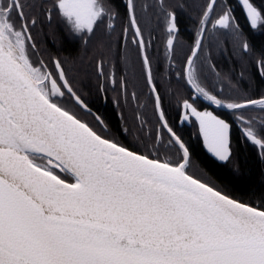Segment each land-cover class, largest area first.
<instances>
[{"label": "snow or ice", "instance_id": "6c2138e0", "mask_svg": "<svg viewBox=\"0 0 264 264\" xmlns=\"http://www.w3.org/2000/svg\"><path fill=\"white\" fill-rule=\"evenodd\" d=\"M240 2L250 26H264V11L250 0ZM36 7L44 5L0 0V264H264V204L234 199L191 175L188 149L171 128L168 132L183 150L177 161L105 138L58 102L64 91L31 58L36 48L31 29L37 20L25 9ZM161 7L168 23L167 48L173 49L177 12L162 0ZM220 7L218 0H208L184 75L212 104L239 113L245 139L264 149V115L259 129L257 118L246 115L257 105L264 113V96L238 93V98L225 99L200 85L193 57L208 25L235 39L242 35L232 10L225 3L217 14ZM53 10L81 38L118 15L109 0H52L49 20ZM126 13L132 43L141 49L159 100L132 0ZM241 47L250 51L246 40ZM53 63L67 86L61 62ZM257 63L264 76V59ZM97 69L103 75L102 61ZM67 90L87 107L70 86ZM184 106L199 120L210 150L228 161L230 124L188 101Z\"/></svg>", "mask_w": 264, "mask_h": 264}, {"label": "flooded vegetation", "instance_id": "af4514ba", "mask_svg": "<svg viewBox=\"0 0 264 264\" xmlns=\"http://www.w3.org/2000/svg\"><path fill=\"white\" fill-rule=\"evenodd\" d=\"M27 2L44 5L43 8L25 9L27 15L37 20V24L31 29L36 44L31 56L35 66L51 73L57 85L64 91L63 97H56L59 103L62 105L77 104L74 96L63 84L59 70L53 63L57 59L61 62L65 79L71 89L89 107L90 111H86L88 124L98 134L128 148L138 147L140 144L145 148V143L148 141H154L156 148H161L158 146L159 143H169L170 140L175 142L174 137L168 132V128H171L184 146H187L188 162H191L193 157L189 145L196 141L210 158L218 163H226L227 161H221L210 153L200 133L198 122L193 118L190 109L184 106L185 101H188L197 110L212 112L230 124L231 157L238 147L237 136L243 145L245 143L246 146L255 148L260 158L263 159L264 149L245 139L244 125L237 119L239 114L227 108L217 107L199 95L194 85L189 83L184 75L186 60L191 56L200 32V20L193 31V27L187 24L192 20L190 17L184 16V20L181 21L177 16L179 31L173 49H168L166 15H160L157 10L158 4L161 5V0H132L146 41L144 51L151 61L152 83L156 85V91L159 94V100H157L148 81L141 49L137 44L132 43V29L126 13L129 0H109L111 7L118 13L117 17L111 21L105 19L104 24L95 34L83 38L70 33L62 17L55 10L52 11L51 20L47 18L46 12L51 7L52 0H27ZM250 2L253 3V0ZM218 3L221 7L216 10L217 14L222 12L223 5L226 3L232 10L242 35L240 39H235L231 33L213 29L209 24L197 55L204 56L213 53L221 55L223 57L221 61L233 62L236 55L244 52L241 47L242 42L246 40L251 51L253 37L260 33L254 31L257 28L253 29L250 26L239 0H218ZM253 4L255 6V3ZM125 29H128L127 37H125ZM59 37L71 49L74 48L72 54L63 50L60 44L56 48L53 46V41ZM163 54H167L166 59L162 58ZM196 57L193 59L194 62ZM82 59H85L84 65L77 63ZM201 59V66L204 67L203 63H207V58L202 57ZM100 61L103 62V75L97 69ZM258 61L259 59L255 58L257 68ZM254 62H252L253 65ZM80 70H85L86 83L79 76L78 71ZM202 74L201 72V77ZM261 78L264 85V76L261 75ZM203 83L200 82L201 87L209 92L208 84L207 88ZM85 85L88 89L86 93L83 90ZM254 85L256 87V84ZM92 87L98 89L95 96L91 91ZM260 94L254 99L264 96V91ZM99 101L102 106L97 107ZM111 107L119 120L120 130L115 128L112 122ZM248 115L257 118L264 113L251 112ZM259 120L257 118L258 129ZM173 143H169L171 150L174 149ZM149 148H152V145Z\"/></svg>", "mask_w": 264, "mask_h": 264}, {"label": "trees", "instance_id": "16d2710c", "mask_svg": "<svg viewBox=\"0 0 264 264\" xmlns=\"http://www.w3.org/2000/svg\"><path fill=\"white\" fill-rule=\"evenodd\" d=\"M207 3L208 0H163V5L167 7L168 10L177 12L179 20H184V16H188L192 19L190 23L187 24L193 27V31ZM253 3H255V7L264 11V0H253ZM157 8L158 13L165 16L164 9L160 4H158ZM216 10H218V8ZM254 31L260 33V35L253 37V49L248 53L243 52L236 55L235 61L233 62L227 63L221 61L223 57L213 53L212 55H197L195 66L199 74V81L204 82L203 84L206 87L208 84L209 88H207L210 93L219 94L221 98L225 99L229 97L238 98V93L241 96L247 95L254 99L257 95L263 93V79L254 61L255 58L259 60L264 58V26H258ZM53 43L55 48L60 44L62 49L67 53L72 54L74 52V48L71 49L61 37L55 39ZM165 57L167 58V54L162 55L163 59H166ZM202 57L207 58V63H203L204 67L201 66ZM252 62H254V65ZM77 63L84 65L85 59ZM201 72L203 73L202 77L200 75ZM78 73L80 78L86 83L85 70H80ZM254 84H256V87ZM83 90L85 93L88 91L86 85ZM91 91H93L95 96L97 95L98 89L92 87ZM63 106L73 112L83 122L88 123V113L77 104L71 103ZM98 106H102L100 101L97 104V107ZM251 112L262 113L259 105L253 106L246 115L249 116L248 114ZM110 113L115 128L120 130L119 120L112 107ZM257 118L260 119V116H257ZM236 138L238 140V147L233 157L226 163H218L210 158L203 152L198 142L195 141L190 143L189 148L193 157L191 159L192 161L189 162L188 170L194 177L199 178L202 182L215 187L232 198L258 207L264 204V157L261 159L255 148L248 147L245 143L243 145L237 136ZM145 145V148L140 144L138 147L129 149L151 155L153 158H159L161 160L172 159L173 161L179 160L183 152L175 142L172 144L174 147L173 150L169 149L171 145L167 142L159 143L158 146L161 148H156L154 141H148ZM150 145H152V148H149Z\"/></svg>", "mask_w": 264, "mask_h": 264}, {"label": "water", "instance_id": "95a60500", "mask_svg": "<svg viewBox=\"0 0 264 264\" xmlns=\"http://www.w3.org/2000/svg\"><path fill=\"white\" fill-rule=\"evenodd\" d=\"M239 2H240V0H239ZM240 4H241V6H242V8H243V10H244V13H245V15H246V11H245V9H244V7H243V5H242V3L240 2ZM192 55V54H191ZM193 59H194V57H193ZM64 78H65V76H64ZM68 86H70L69 85V83H68V85L66 86V88L68 89ZM72 92H73V90H72ZM74 93V92H73ZM72 94V93H71ZM75 96H77L76 94H75ZM74 99H75V97H74ZM80 100H82L81 98H80ZM83 101V100H82ZM75 102L82 108V109H84L85 111H90V109H89V107L87 106V104L83 101V104L84 105H86L87 107L85 108V107H83V106H81V104L80 103H78V101L75 99ZM198 111H200V110H198ZM215 115V114H214ZM193 116V118L198 122V125H199V130H200V133L202 134V132H201V129H200V123H199V120L197 119V117H195L194 115H192ZM222 119V118H221ZM228 123V122H227ZM229 134H230V132H229ZM202 136H203V134H202ZM204 137V136H203ZM205 139V138H204ZM205 143H206V145H207V142H206V140H205ZM208 146V145H207ZM229 146H230V141H229ZM208 149H209V151H210V153L211 154H213L214 156H215V154L210 150V148L208 147ZM131 150V149H130ZM188 157H189V155H188ZM216 157V156H215ZM216 158H218V157H216ZM219 159V158H218Z\"/></svg>", "mask_w": 264, "mask_h": 264}, {"label": "rangeland", "instance_id": "374dc122", "mask_svg": "<svg viewBox=\"0 0 264 264\" xmlns=\"http://www.w3.org/2000/svg\"><path fill=\"white\" fill-rule=\"evenodd\" d=\"M62 178H64V177H62Z\"/></svg>", "mask_w": 264, "mask_h": 264}]
</instances>
